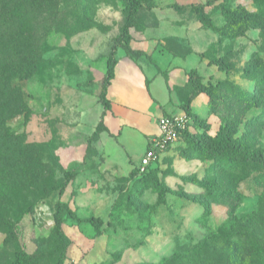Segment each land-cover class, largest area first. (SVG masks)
<instances>
[{"label":"rangeland","instance_id":"obj_1","mask_svg":"<svg viewBox=\"0 0 264 264\" xmlns=\"http://www.w3.org/2000/svg\"><path fill=\"white\" fill-rule=\"evenodd\" d=\"M25 1L0 0V97L14 111L0 125V264H12L19 250L32 264H58L61 252V264H264V168L255 160L234 166L178 141L140 170L107 131L92 137L105 55L124 22L125 2ZM205 1L143 0L137 19L150 24L147 12L156 8L160 29L146 36L183 34L174 22L186 18L165 6ZM229 3L264 17V0ZM256 37L257 30L255 51L264 62V36ZM202 74L213 84L228 76ZM157 90L155 84L151 93ZM228 90L217 92L211 114L200 100L195 112L208 121L210 135L228 123L237 144L264 157V91L246 110ZM151 103L138 110L148 117L145 131L154 132L151 116L159 109ZM5 132L15 141L6 143ZM71 171L61 193L55 187ZM57 204L79 219H101L100 235L64 215L69 245L56 249Z\"/></svg>","mask_w":264,"mask_h":264},{"label":"crops","instance_id":"obj_2","mask_svg":"<svg viewBox=\"0 0 264 264\" xmlns=\"http://www.w3.org/2000/svg\"><path fill=\"white\" fill-rule=\"evenodd\" d=\"M165 8L173 9L186 18L174 22L184 26L186 32L179 35H161L155 38L146 36L148 29H160L161 25V20L155 14L156 8L147 12L146 21L149 20L150 24H141L138 29L130 31L132 37L130 47L142 51L144 55L131 58L122 49H118L119 56L115 57L117 63L114 69V77L106 91V98L110 101V110L104 113V126L113 141L122 147L128 160L135 161L134 158H137L138 163L146 150L148 139L158 134L156 121L161 116H181L189 112L202 119L194 110V104L197 100H200L207 112L210 113L208 98L204 94L190 95L188 86L190 72H197L203 83H206L210 78L205 79L202 74L203 71L219 72L215 65L208 64L209 61L218 59L230 49L231 53L228 59L232 64V70L228 77L242 88L247 90L252 88L250 82L239 77V73L250 55L255 52V29H251L244 36L236 37L233 40L224 39L221 41L216 33L203 28L196 14L189 9L176 10L170 8L169 5H166ZM159 9L161 8H158L161 13L162 10ZM211 17L216 27L223 26L224 20L218 11L211 13ZM250 32H253L254 35H250ZM259 38L260 34L257 30L256 39ZM241 39L245 40L243 45L240 44ZM149 41L150 46L145 47L144 44L149 43ZM133 42L140 43L144 48H134ZM110 46L111 44H109V49ZM155 54L157 57L153 60ZM192 58L193 61L191 62ZM94 59L91 57L90 60L93 61ZM147 67L151 68L149 72L151 74L148 77L145 76V72H148ZM155 84L156 89H158V96L151 93ZM151 102L157 104L159 109L155 116H151L155 123L154 132L145 131L142 119L148 117L141 116L138 110V107H141L143 103V105L149 103L148 107L151 109L153 107ZM102 112L101 106L99 120ZM138 143L141 146L139 149L137 148Z\"/></svg>","mask_w":264,"mask_h":264},{"label":"trees","instance_id":"obj_3","mask_svg":"<svg viewBox=\"0 0 264 264\" xmlns=\"http://www.w3.org/2000/svg\"><path fill=\"white\" fill-rule=\"evenodd\" d=\"M31 1L39 0H30V2ZM123 1L125 2L123 9L124 22L121 26L119 35L113 39L108 55L106 56V70L101 78L98 97V102L101 104L103 112L92 137L98 136L102 131H107L103 123L104 113L110 110V101L106 98V91L114 77V69L117 63L115 58L117 50L122 49L131 58H138L144 55L142 51L134 50L130 47V42L132 40L130 31L131 29H138L139 25H141L138 22L137 17L143 6V0ZM25 2L27 3L29 0H26ZM169 7L176 10H182L184 8L189 9L196 14L201 26L216 33L221 41L224 39L233 40L236 37L244 36L246 32L251 29L258 30L260 36H264V17L258 13L247 11L238 5L232 6L229 3V0H206L203 4H190L188 6L170 4ZM216 11L219 12L224 20V24L221 27H216L212 22L211 13ZM230 53L231 51L228 49L224 52L223 56L218 59L210 60L208 64L215 65L219 71L224 72L229 76L232 70V64L228 59ZM228 76L225 81L222 82L217 81L213 84L209 79L206 83H203L201 76L198 75L197 72H190L188 75L190 95L196 96L198 94H204L208 98L209 111L212 113V108L214 109L215 106L214 101L218 98L217 92L222 86H227V89H229L228 91L235 89L234 97L237 96L238 100L243 102L246 110L256 107L259 104L260 98H262L261 93L264 91V62L258 57L256 51L250 55L244 68L239 73L241 79L251 83L252 88L250 90L242 88ZM13 112L9 101L0 97V125L4 120L9 118ZM185 116L189 118L190 126L195 127L196 131H183L180 133L177 142L187 141L197 149L202 150L211 156L217 157L218 159H225L229 164L234 166L243 165L245 159L248 158L255 160V164L263 166L264 168V157L258 151L249 152L234 141L230 124L226 123L225 126L218 129L214 135H210V126L208 122L193 116L189 112L185 113ZM3 138L6 143L14 142L16 139L7 132L3 134ZM150 140L151 138L147 141L146 149L149 148ZM74 174L73 171L66 172L64 179L59 181L55 188L62 193L66 186L73 180ZM55 208L53 222L55 240L57 243L56 249L61 251L69 245V241L63 231L62 217L64 215L71 220L89 224L93 227L96 234L100 235L101 227L103 225L101 219H94L92 217L88 219H79L75 212L64 204H57ZM62 255L63 252H61L58 264H61ZM32 261V257L23 250H19L16 253L12 264H32Z\"/></svg>","mask_w":264,"mask_h":264},{"label":"built area","instance_id":"obj_4","mask_svg":"<svg viewBox=\"0 0 264 264\" xmlns=\"http://www.w3.org/2000/svg\"><path fill=\"white\" fill-rule=\"evenodd\" d=\"M190 120L185 115H164L156 121L158 134L151 137L149 148L139 160L138 167L144 170L150 163L157 161L164 150L177 142L185 130L191 131Z\"/></svg>","mask_w":264,"mask_h":264}]
</instances>
